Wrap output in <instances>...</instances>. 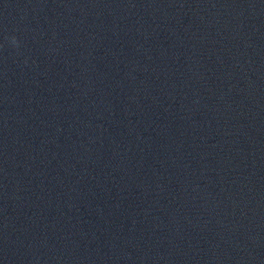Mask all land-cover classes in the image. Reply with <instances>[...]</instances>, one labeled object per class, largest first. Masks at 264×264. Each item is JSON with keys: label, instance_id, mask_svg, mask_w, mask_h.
<instances>
[{"label": "clouds", "instance_id": "obj_1", "mask_svg": "<svg viewBox=\"0 0 264 264\" xmlns=\"http://www.w3.org/2000/svg\"><path fill=\"white\" fill-rule=\"evenodd\" d=\"M11 42H12V44H13L14 46H16L17 48L19 47L20 42H19V40H18L15 36H13V37L11 38Z\"/></svg>", "mask_w": 264, "mask_h": 264}]
</instances>
